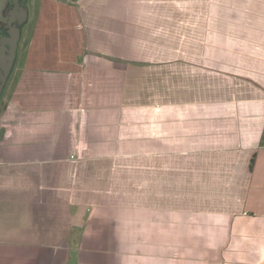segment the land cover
<instances>
[{
  "label": "crops",
  "instance_id": "1",
  "mask_svg": "<svg viewBox=\"0 0 264 264\" xmlns=\"http://www.w3.org/2000/svg\"><path fill=\"white\" fill-rule=\"evenodd\" d=\"M32 4L0 168L33 195L0 200L18 220L0 241L77 264H264V0Z\"/></svg>",
  "mask_w": 264,
  "mask_h": 264
},
{
  "label": "rangeland",
  "instance_id": "2",
  "mask_svg": "<svg viewBox=\"0 0 264 264\" xmlns=\"http://www.w3.org/2000/svg\"><path fill=\"white\" fill-rule=\"evenodd\" d=\"M22 3L29 9L28 21L22 27V32L28 37L31 36L32 31L35 27L34 18L36 16V10L34 5H31L33 0H21ZM230 12V11H229ZM221 14H225V11H222ZM223 31H225L226 24H222L221 26ZM220 33L222 35L227 32H222L220 29ZM228 40L230 39H222L224 52L226 51L225 47L228 46ZM25 43L20 40V44L18 47L17 58L15 61L14 68L12 70V74L8 84L3 92V95L0 99V104L2 101H7L11 95V92L16 87V83L18 81L19 67L23 66L25 55H24ZM223 50V49H222ZM224 70L226 67H223ZM235 78L243 79L245 76H250V72L247 70H235ZM237 80V79H236ZM235 80V82H236ZM3 138V132L0 130V142ZM1 159H4L1 157ZM13 158H10L12 160ZM11 164L7 167L0 168V200L9 201L14 199L15 201H20L22 198H27L30 201L32 200L33 193L28 191L27 188L30 186L34 187L33 180H27L21 174V167L19 164ZM26 183V184H25ZM22 186V188H21ZM25 186V188H23ZM1 206V205H0ZM17 209V208H16ZM2 210V209H0ZM3 211V210H2ZM8 216L4 215L3 212H0V223L4 224V226H8V224L17 223L18 220L13 221V219L9 220ZM12 222V223H11ZM5 239L10 238L4 236ZM11 242H1L0 241V264H77L76 253L75 257L69 258L68 256L56 255L52 260H47L45 257L40 258V252L38 248L25 247L19 243L18 239L12 238ZM44 258V259H43ZM44 260L42 263L41 261ZM47 260V261H45Z\"/></svg>",
  "mask_w": 264,
  "mask_h": 264
},
{
  "label": "water",
  "instance_id": "3",
  "mask_svg": "<svg viewBox=\"0 0 264 264\" xmlns=\"http://www.w3.org/2000/svg\"><path fill=\"white\" fill-rule=\"evenodd\" d=\"M10 0H0V23L7 25L6 36L1 40L0 47V68H3L4 76L2 81H5L13 68L16 53L18 49V42L20 40V25L27 20V8L20 5L18 0H14L15 7L12 9L9 16H5V11ZM18 21V23H16ZM15 23L13 26L12 24ZM9 55H8V54ZM2 63V64H1ZM0 71V76H1Z\"/></svg>",
  "mask_w": 264,
  "mask_h": 264
},
{
  "label": "flooded vegetation",
  "instance_id": "4",
  "mask_svg": "<svg viewBox=\"0 0 264 264\" xmlns=\"http://www.w3.org/2000/svg\"><path fill=\"white\" fill-rule=\"evenodd\" d=\"M18 2H19L20 5H23V7H25V5L22 3L21 0H18ZM14 7H15L14 0H10L9 4L7 6V9L5 11V16L6 17L9 16V13H11V11H12V9ZM16 23H18V21ZM12 25L14 26L15 23H13ZM23 25H20V30L22 29ZM7 30H8L7 29V25L5 23H0V47H1V40L3 39L4 36H6ZM19 44H20V40L18 42V47H19ZM17 53H18V49H17ZM17 53H16V58H17ZM15 61H16V59H15ZM14 65H15V62H14ZM14 65H13V68H14ZM13 68L11 69V71H10L9 75L7 76V78L5 79V81H2V77L4 76L3 68H0V71L2 72L1 76H0V99H1V97L3 95V92H4L7 84H8V81L10 80ZM5 108H6V101L4 100L0 104V117L4 113Z\"/></svg>",
  "mask_w": 264,
  "mask_h": 264
}]
</instances>
